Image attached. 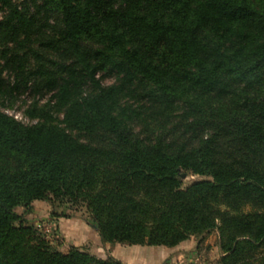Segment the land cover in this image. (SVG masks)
Wrapping results in <instances>:
<instances>
[{
	"label": "trees",
	"instance_id": "trees-1",
	"mask_svg": "<svg viewBox=\"0 0 264 264\" xmlns=\"http://www.w3.org/2000/svg\"><path fill=\"white\" fill-rule=\"evenodd\" d=\"M27 92L35 122L0 108V264H126L54 249L35 200L104 242L217 230L220 264H264V0H0V96Z\"/></svg>",
	"mask_w": 264,
	"mask_h": 264
},
{
	"label": "rangeland",
	"instance_id": "rangeland-1",
	"mask_svg": "<svg viewBox=\"0 0 264 264\" xmlns=\"http://www.w3.org/2000/svg\"><path fill=\"white\" fill-rule=\"evenodd\" d=\"M4 78L11 83L15 81L13 73L5 72ZM113 81L114 78L108 77L104 80V83L108 84ZM15 95L12 100L0 96V108L25 123L35 122V120L30 119L24 114L25 109L32 101L40 97V103H44L50 96V94L44 96L33 95L30 92L25 94L16 93ZM204 178L206 176L189 173L186 174V177H182L183 185L188 186L193 181ZM19 210L22 214L21 220L27 225L36 227L38 232L56 250L68 252L72 247H78L92 254L96 253L101 258H115L126 264L138 263L129 259L127 244L110 243L102 240L97 229L90 223L91 215L85 205L61 202L59 200H53L52 202L39 200L34 206L32 205L29 213L26 212L25 207ZM71 221L84 224L87 227L88 234L86 236L69 235L66 230L68 228L67 224ZM192 239L196 241L191 246L192 251H188L186 248L176 251V256L170 261L166 260L164 264H178L179 262L176 259L180 255L185 257L187 264H220L222 251L217 230H213L200 237L192 236L190 240Z\"/></svg>",
	"mask_w": 264,
	"mask_h": 264
},
{
	"label": "crops",
	"instance_id": "crops-1",
	"mask_svg": "<svg viewBox=\"0 0 264 264\" xmlns=\"http://www.w3.org/2000/svg\"><path fill=\"white\" fill-rule=\"evenodd\" d=\"M38 201L39 200H35L32 205L34 206ZM67 225L68 228L66 231L69 235L72 234L74 236H86V234H88L87 227L81 222L71 221ZM195 242L196 241L194 239H188L175 247H168L164 245L152 246L140 244H127V252L129 259L133 262H138L137 264H164L166 263V260L170 261L173 259L174 256H176V251H179L184 248H186L188 251H192L191 246H193ZM176 260L179 262L178 264H187L185 257L182 255L178 256Z\"/></svg>",
	"mask_w": 264,
	"mask_h": 264
},
{
	"label": "water",
	"instance_id": "water-1",
	"mask_svg": "<svg viewBox=\"0 0 264 264\" xmlns=\"http://www.w3.org/2000/svg\"><path fill=\"white\" fill-rule=\"evenodd\" d=\"M182 177H186V173H183V174H182Z\"/></svg>",
	"mask_w": 264,
	"mask_h": 264
}]
</instances>
